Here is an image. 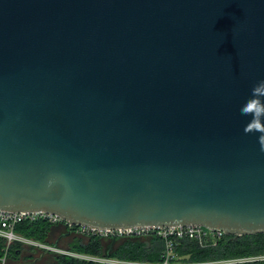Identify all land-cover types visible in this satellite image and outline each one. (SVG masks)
<instances>
[{"label": "water", "instance_id": "1", "mask_svg": "<svg viewBox=\"0 0 264 264\" xmlns=\"http://www.w3.org/2000/svg\"><path fill=\"white\" fill-rule=\"evenodd\" d=\"M260 80L264 0H0V210L262 235Z\"/></svg>", "mask_w": 264, "mask_h": 264}, {"label": "trees", "instance_id": "2", "mask_svg": "<svg viewBox=\"0 0 264 264\" xmlns=\"http://www.w3.org/2000/svg\"><path fill=\"white\" fill-rule=\"evenodd\" d=\"M54 229L59 231V234L52 240L51 234ZM74 229L75 226L69 227L65 222L58 224H50L46 221L21 222L15 225L16 235L68 254L51 252L20 241L7 245L6 240L0 238V258L5 255L7 264H103L89 257L103 261L143 264L163 262L166 243L165 239L156 233L143 237L101 238L74 235ZM63 240H66L64 244L61 243ZM170 240L173 244L174 262L180 264H218L244 258H256V260L232 264H264V234L228 236L215 246L206 245L207 243L202 245L197 240L187 237L172 236ZM25 250L29 251L26 255H24Z\"/></svg>", "mask_w": 264, "mask_h": 264}, {"label": "built area", "instance_id": "3", "mask_svg": "<svg viewBox=\"0 0 264 264\" xmlns=\"http://www.w3.org/2000/svg\"><path fill=\"white\" fill-rule=\"evenodd\" d=\"M37 222V221H46L50 224H58L61 222H65L59 217L55 215H51L44 212H19V213H12V212H4L0 210V238L5 239L6 244H10L12 242L20 241L21 243L33 245L42 249L49 250L55 253H62L68 254L61 250L48 247L45 245H41L35 243L34 241L26 240L14 233L15 225L21 222ZM66 223V222H65ZM67 224V223H66ZM68 225V224H67ZM75 226V225H74ZM73 226V227H74ZM156 233L158 236H161L165 239L166 249L163 255V262L158 264H180L174 262L175 256L173 254V244L170 238L173 236L174 238H182L187 237L189 239L197 240L200 244L215 246L219 241L224 240L228 237V235L224 234L223 232L207 230L200 226H190L184 228H154V227H143V228H131V229H119V230H94L90 229L89 227L84 226H75L74 235H83V236H99L101 238H125V237H143L149 234ZM72 255V254H69ZM75 256V255H73ZM80 257V256H79ZM84 259H88L87 257ZM89 259L103 262L107 264H143V263H131V262H120V261H113V260H96L89 257ZM256 260V258H244L236 259V260H229L219 262L218 264H232V263H242V262H249ZM0 264H7L6 256L4 255L0 258ZM188 264V263H187ZM212 264V263H209Z\"/></svg>", "mask_w": 264, "mask_h": 264}, {"label": "clouds", "instance_id": "4", "mask_svg": "<svg viewBox=\"0 0 264 264\" xmlns=\"http://www.w3.org/2000/svg\"><path fill=\"white\" fill-rule=\"evenodd\" d=\"M240 111L241 115H252L254 118L264 115V80H260L253 86L250 97ZM257 130L261 129L258 128Z\"/></svg>", "mask_w": 264, "mask_h": 264}, {"label": "rangeland", "instance_id": "5", "mask_svg": "<svg viewBox=\"0 0 264 264\" xmlns=\"http://www.w3.org/2000/svg\"><path fill=\"white\" fill-rule=\"evenodd\" d=\"M53 232H52V234H51V239L53 240L54 238H56L57 236H58V234H59V231H57L56 229H54V230H52ZM57 234V235H56ZM64 242H66V240H63L61 243H63L64 244ZM64 246V245H63ZM64 248V247H63ZM29 253V251H27V250H25L24 251V255H26V254H28ZM81 258H86V257H81ZM40 264H43V263H40Z\"/></svg>", "mask_w": 264, "mask_h": 264}]
</instances>
